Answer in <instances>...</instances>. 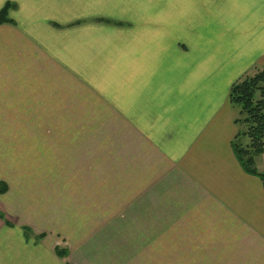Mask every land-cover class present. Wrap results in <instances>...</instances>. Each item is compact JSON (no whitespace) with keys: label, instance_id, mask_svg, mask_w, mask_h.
<instances>
[{"label":"crops","instance_id":"crops-1","mask_svg":"<svg viewBox=\"0 0 264 264\" xmlns=\"http://www.w3.org/2000/svg\"><path fill=\"white\" fill-rule=\"evenodd\" d=\"M6 3L0 264H264L229 101L264 69V0Z\"/></svg>","mask_w":264,"mask_h":264},{"label":"trees","instance_id":"trees-1","mask_svg":"<svg viewBox=\"0 0 264 264\" xmlns=\"http://www.w3.org/2000/svg\"><path fill=\"white\" fill-rule=\"evenodd\" d=\"M10 3L0 10V23H12L8 17ZM229 101L238 108L235 123L244 126L243 132L237 133L233 140V152L241 167L248 173L257 176L264 186V173L254 167L255 156L264 152V69L255 67L233 83L229 91ZM243 134L250 139L249 144L238 140Z\"/></svg>","mask_w":264,"mask_h":264},{"label":"rangeland","instance_id":"rangeland-1","mask_svg":"<svg viewBox=\"0 0 264 264\" xmlns=\"http://www.w3.org/2000/svg\"><path fill=\"white\" fill-rule=\"evenodd\" d=\"M237 128H238L239 131H240V130L243 129V125H242L241 123H238V124H237ZM238 141H239L240 143H243V138L240 137Z\"/></svg>","mask_w":264,"mask_h":264}]
</instances>
